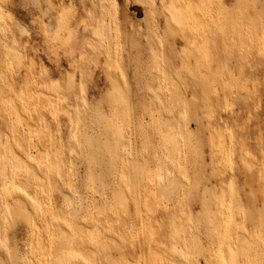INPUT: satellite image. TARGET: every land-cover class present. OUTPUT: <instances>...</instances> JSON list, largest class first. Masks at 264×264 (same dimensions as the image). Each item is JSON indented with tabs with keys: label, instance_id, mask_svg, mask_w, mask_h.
Returning a JSON list of instances; mask_svg holds the SVG:
<instances>
[{
	"label": "rangeland",
	"instance_id": "374dc122",
	"mask_svg": "<svg viewBox=\"0 0 264 264\" xmlns=\"http://www.w3.org/2000/svg\"><path fill=\"white\" fill-rule=\"evenodd\" d=\"M0 257L264 264V0H0Z\"/></svg>",
	"mask_w": 264,
	"mask_h": 264
},
{
	"label": "bare ground",
	"instance_id": "6f19581e",
	"mask_svg": "<svg viewBox=\"0 0 264 264\" xmlns=\"http://www.w3.org/2000/svg\"><path fill=\"white\" fill-rule=\"evenodd\" d=\"M139 2H140V0H138ZM141 1H144V0H141ZM141 3H143V4H147V3H144V2H141ZM147 5H150L151 6V3H149V4H147ZM12 13V12H11ZM14 15V14H13ZM165 15V14H164ZM166 16V15H165ZM15 17V16H14ZM16 18V20H15V25L20 29V31L22 30V31H26L27 29L24 27V25H22L21 24V22H19L18 21V19H17V17H15ZM14 18V19H15ZM167 24H168V28L171 30V31H173L175 34H180V31H179V29H177V28H175V27H173L170 23H169V21H167ZM21 31V32H22ZM28 31V30H27ZM183 35V38H185L187 41H191V37H190V35H188V33H183L182 34ZM181 36V35H180ZM187 43V42H186ZM190 44V43H189ZM11 56V55H10ZM12 58V57H11ZM111 76V75H110ZM110 81L112 82V84L113 85H117L118 83H119V81H118V78L116 77V76H114V75H112L111 77H110ZM56 101V100H55ZM58 103H57V101L55 102V106L57 105ZM17 105V104H16ZM18 106V105H17ZM65 108V107H64ZM63 108V109H64ZM62 109V110H63ZM68 110V109H67ZM64 112V111H63ZM69 114V113H68ZM182 133H183V129H182ZM181 133V134H182ZM76 150V149H75ZM33 168V167H32ZM9 175V174H8ZM54 179V178H53ZM53 182H54V184H55V186L60 190V191H62V186H61V184H60V181L58 180H53ZM19 183V182H18ZM21 183V182H20ZM19 183V184H20ZM25 184V183H24ZM21 185V184H20ZM168 188V186H164L163 188H162V192L161 193H164V194H166L167 192V189ZM117 192L118 193H123V190L121 189V188H119V189H117ZM124 194V193H123ZM65 196H67V195H65ZM68 199H70L71 200V198H70V195L67 197ZM124 198V195L122 196V199ZM26 203H27V201L24 199V198H20V196L19 197H15V198H13V200L12 201H9V203H8V206H9V209H10V213L14 216V217H16L17 219L18 218H25V219H28V220H30V219H32L33 218V215L34 214H32L31 213V210L30 209H28L29 207H27L26 206ZM101 204V203H100ZM99 209H102V206L101 205H98L97 206ZM30 210V211H29ZM70 215L72 216V218L74 217L75 218V216L77 215V212H78V208H77V206L75 207V206H72L71 207V209H70ZM35 217V216H34ZM71 218V217H70ZM73 218V219H74ZM74 221V220H73ZM37 223V222H36ZM75 223V222H74ZM38 224V223H37ZM121 229V228H120ZM45 242V241H44ZM56 251V250H55ZM58 253H59V251H57ZM0 258H2V257H0ZM56 258V257H55ZM6 259V258H5ZM1 260V259H0ZM4 260V259H3ZM3 260H1V261H3ZM3 262H5V261H3ZM174 263L175 264H186L183 260L182 261H180V260H177V259H175L174 260Z\"/></svg>",
	"mask_w": 264,
	"mask_h": 264
}]
</instances>
